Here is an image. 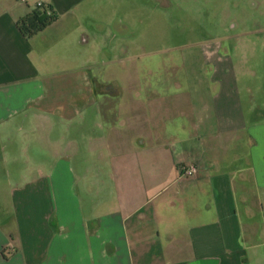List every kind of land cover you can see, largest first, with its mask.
Masks as SVG:
<instances>
[{
    "label": "crops",
    "instance_id": "crops-1",
    "mask_svg": "<svg viewBox=\"0 0 264 264\" xmlns=\"http://www.w3.org/2000/svg\"><path fill=\"white\" fill-rule=\"evenodd\" d=\"M39 1L59 18L28 38ZM99 3L0 0V138L35 133L20 148L50 161L0 205V264H264V82L234 81L219 45L209 84L100 81Z\"/></svg>",
    "mask_w": 264,
    "mask_h": 264
},
{
    "label": "rangeland",
    "instance_id": "rangeland-1",
    "mask_svg": "<svg viewBox=\"0 0 264 264\" xmlns=\"http://www.w3.org/2000/svg\"><path fill=\"white\" fill-rule=\"evenodd\" d=\"M93 13V22L97 18L104 23L97 27L86 20L87 28L95 31L97 28L99 33L95 43L105 44L100 81L125 82L133 70L150 68L152 73L146 74L147 82L209 84L212 69L217 65L210 52L219 45V64L233 68L234 81L236 78L242 83L264 82V0H101ZM86 53L98 60L95 48L90 47L81 58L69 61L80 66ZM144 78L136 75L135 81L144 82ZM75 81L82 82V78ZM60 105L56 107L57 114L59 110L67 113L71 108ZM89 114L95 111L92 109ZM18 132L14 129L11 141L0 138L3 206L18 182V174L23 171L31 174L39 161L45 166L50 162L48 154L28 153L20 148L35 133ZM38 135L40 146L51 151L54 158L56 147L46 144L41 131ZM16 145L20 148L17 154L12 153L17 151Z\"/></svg>",
    "mask_w": 264,
    "mask_h": 264
},
{
    "label": "trees",
    "instance_id": "trees-1",
    "mask_svg": "<svg viewBox=\"0 0 264 264\" xmlns=\"http://www.w3.org/2000/svg\"><path fill=\"white\" fill-rule=\"evenodd\" d=\"M45 5V6H44ZM59 14L51 4L35 6L28 14L17 21L18 28L26 37H32L53 24Z\"/></svg>",
    "mask_w": 264,
    "mask_h": 264
},
{
    "label": "built area",
    "instance_id": "built-area-1",
    "mask_svg": "<svg viewBox=\"0 0 264 264\" xmlns=\"http://www.w3.org/2000/svg\"><path fill=\"white\" fill-rule=\"evenodd\" d=\"M43 4H44L43 2L39 1V2H37L36 6H41ZM196 172H197V167L192 165L189 168L184 169L183 175L186 177H191V176L195 175Z\"/></svg>",
    "mask_w": 264,
    "mask_h": 264
},
{
    "label": "bare ground",
    "instance_id": "bare-ground-1",
    "mask_svg": "<svg viewBox=\"0 0 264 264\" xmlns=\"http://www.w3.org/2000/svg\"><path fill=\"white\" fill-rule=\"evenodd\" d=\"M45 6V5H44Z\"/></svg>",
    "mask_w": 264,
    "mask_h": 264
}]
</instances>
